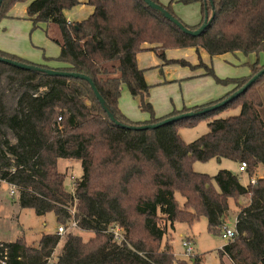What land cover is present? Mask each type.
Segmentation results:
<instances>
[{"label": "trees", "instance_id": "1", "mask_svg": "<svg viewBox=\"0 0 264 264\" xmlns=\"http://www.w3.org/2000/svg\"><path fill=\"white\" fill-rule=\"evenodd\" d=\"M18 1L23 0H2L0 17ZM152 1L191 30L202 24L205 12L212 18L199 34L190 35L143 0H86L92 12L80 21H68L64 14L79 5L78 0H29L26 17L33 27L43 22L58 28L59 37L53 39L59 50L56 69L88 76L121 124L108 117L86 80L0 61V182L14 187L21 208H31L37 215L52 212L58 225L69 227L74 220L80 231L94 233L84 240L68 231L63 237L46 232L34 245L23 236L0 240V264H50L47 258L59 241L60 253L51 264H201L190 244L187 259L174 255L170 231L175 222L191 225L204 218L208 231L220 235L229 199L238 208L235 234L217 249L220 264H225L223 258L231 264H264V176L250 182L258 166H264V101L258 91L264 74L212 110L155 128L127 127L211 106L264 67V0ZM173 2L198 3L200 20L185 23L174 13ZM169 47H194L210 56L254 54L256 60L247 76L216 78L218 83L233 84L217 100L157 117L136 55L151 50L167 62L164 52ZM0 56L49 67L1 50ZM204 74L214 76L208 67ZM123 85L148 120L133 122L120 111ZM228 107L239 111L220 117ZM202 119L208 131L182 141L178 129ZM210 158L244 161L249 182L243 184L227 169L208 175L192 168L194 161ZM58 159L80 162L81 174L71 190L64 187L66 173L57 168ZM243 199L245 204L240 203ZM114 226L121 229L120 241L108 232Z\"/></svg>", "mask_w": 264, "mask_h": 264}, {"label": "rangeland", "instance_id": "2", "mask_svg": "<svg viewBox=\"0 0 264 264\" xmlns=\"http://www.w3.org/2000/svg\"><path fill=\"white\" fill-rule=\"evenodd\" d=\"M159 1L162 4L169 2V0ZM28 2L29 0H23L14 3L6 16L0 17V38H2L0 44L3 48L0 50L31 63L47 62L49 66H57L59 64L54 58L59 53L58 46L46 35L50 26H52L50 28L52 34L57 32V28L54 24L43 22L33 27L32 22L26 17ZM172 6L174 13L187 24H195L201 18L198 3L173 2ZM90 8L88 4L81 3L71 9L64 10V14L70 21H80L91 13ZM137 55V66L144 70L145 80L150 85L148 99L157 117L175 108L196 106L203 102L217 100L222 94L229 92L233 84L218 83L216 78L236 79L247 76L252 72L251 61L256 58L254 54L244 56L240 52L210 56L204 50L196 51L194 47L166 48L165 59L167 62L157 58L151 50L139 52ZM46 58L53 59L46 60ZM180 60L188 62V65H180L178 62ZM200 63L202 66H197ZM205 67L212 69L214 76L204 74ZM258 91L264 101V81L259 84ZM118 108L133 122L149 118L146 112L138 108L136 98L130 95L124 85L118 100ZM164 108H168V110L162 111ZM238 111L239 107H228L219 113V116L237 114ZM207 131V122L202 119L192 127L179 128L178 135L182 141L190 142ZM238 165V162L231 159L210 158L206 161H194L192 168L208 175H214L219 169H227L237 173L240 181L246 184L249 182V176L245 170L239 171ZM57 168L66 173L64 187L71 190L73 181L81 174L80 162L75 159H58ZM260 176H264V166H258L251 177L255 179ZM11 189L12 187L7 183L0 182L1 241H12L23 236L29 245H34L41 234L56 232L58 224L52 212L37 215L31 208H21L16 201V193L12 194ZM240 203L245 204L246 200L243 199ZM228 206V212L223 217V224L233 227L238 208L232 199L228 200ZM67 231L80 235L84 240L94 235L91 231H80L77 227H67ZM169 239L174 255L180 259L188 258L185 247L182 245L183 240L187 239L192 247V252L200 256L201 264H220L217 249L221 247L224 239L219 234L208 231L204 218L194 221L191 225L175 222ZM61 246L62 242L59 241L47 258L48 263L56 261Z\"/></svg>", "mask_w": 264, "mask_h": 264}, {"label": "water", "instance_id": "3", "mask_svg": "<svg viewBox=\"0 0 264 264\" xmlns=\"http://www.w3.org/2000/svg\"><path fill=\"white\" fill-rule=\"evenodd\" d=\"M2 0H0L1 3ZM150 8L155 9L157 11H159L165 18L169 19L171 22H173L182 32L186 33V34H190V35H197L199 34L203 28H205L207 26V24L209 23V21L212 18V15L210 17H208L207 12H205L204 15V20L202 22V24L194 29L191 30L187 27H185L182 22H180L179 20H177L172 14H170L167 10H165L160 4L152 1V0H143ZM211 2V0H209ZM0 61L6 62V63H11L15 66H18L20 68H24V69H28V70H35V71H40V72H44L47 75H52V76H72V77H76V78H81L86 80L96 99L98 100L100 106L102 107V109L106 112V114L108 115V117L114 121L117 124H121L118 120H116V118L114 117L113 113L110 112V110L108 109V107L106 106L103 97L100 95V93L98 92L97 88L95 87L94 83L92 82V80L83 74H80L78 72H69V71H63V70H59L53 67H40L38 65H34V64H28V63H23V62H18V61H14L11 60L9 58L6 57H2L0 56ZM262 74H264V67H262L257 73H255L254 75H252L248 81L240 88H238L237 90L233 91L232 93H230L227 97H225L224 99H222L221 101L208 106V107H204L198 110H194V111H189V112H184L181 114H178L176 116H172V117H168L165 118L159 122L156 123H147V124H140V125H127L128 128L130 129H146V128H155L161 124H164L166 122H171L174 120H178L179 118L182 117H186V116H190V115H195V114H199V113H203L209 110H212L214 108H217L227 102H229L230 100H232L233 98H235L236 96H238L239 94H241L242 92L245 91V89L250 86L252 84V82H254L259 76H261Z\"/></svg>", "mask_w": 264, "mask_h": 264}, {"label": "built area", "instance_id": "4", "mask_svg": "<svg viewBox=\"0 0 264 264\" xmlns=\"http://www.w3.org/2000/svg\"><path fill=\"white\" fill-rule=\"evenodd\" d=\"M246 167V163L244 161H241L238 165V170L239 171H244ZM254 178H250V182H254ZM15 191L14 187H12L11 189V193L13 194ZM76 227V222L74 220H71L69 223V228H75ZM67 231V227L63 226V225H58L56 227V233L58 235H63L65 232ZM108 232L112 233L113 237L115 239H117L118 241L121 240V229L117 226H114L113 228L109 229ZM235 234V230L234 227H228L225 224H223L222 228H221V233L220 236L222 239H224V241L229 240L230 238L233 237V235ZM183 246H185V250L186 252H190L191 251V247L189 246V242L187 241H183L182 242Z\"/></svg>", "mask_w": 264, "mask_h": 264}, {"label": "crops", "instance_id": "5", "mask_svg": "<svg viewBox=\"0 0 264 264\" xmlns=\"http://www.w3.org/2000/svg\"><path fill=\"white\" fill-rule=\"evenodd\" d=\"M78 1H80V4L81 3H85V4H87L86 3V0H78ZM90 6V5H89ZM91 7V6H90ZM90 10H91V12H92V7L90 8ZM67 18V17H66ZM67 20L68 21H70V19H68L67 18ZM54 27V26H53ZM50 28H52V26H50ZM50 28H49V31H46V35L48 36V38H50L51 40H53L54 38H58L59 37V31H58V28H57V32H55V34L53 33L52 34V32L50 31ZM55 28V27H54ZM1 37V36H0ZM54 41V40H53ZM2 42V38H0V43ZM55 42V41H54ZM58 46V45H57ZM0 49H3L2 48V46H1V44H0ZM145 51H147V50H145ZM142 52V51H141ZM165 53V52H164ZM242 54V53H241ZM243 55V54H242ZM249 55H252V54H249ZM138 55H136V57H137ZM253 61H251V63L252 62H254L255 60H256V58H253L252 59ZM43 64H46L47 66H49L48 64H47V62H44ZM59 64V63H58ZM49 67H53V68H56V67H58V65L57 66H49ZM139 67V66H138ZM198 75H203V74H198ZM144 78H146V77H144ZM232 89V88H231ZM229 91H231V90H229ZM228 93V92H227ZM227 93H225V94H227ZM225 94H222L221 96H223V95H225ZM220 96V97H221ZM204 103V102H203ZM200 105V104H199ZM187 107H190V106H187ZM166 110H168V108H164L162 111H166ZM171 111V110H170ZM169 111V112H170ZM169 112H167V113H169ZM167 113H165V114H167ZM146 119H142V120H139L140 122H142V121H145ZM138 121V122H139ZM261 177V176H260ZM234 227V226H233ZM224 259V262H225V264H231V262L227 259V258H223Z\"/></svg>", "mask_w": 264, "mask_h": 264}]
</instances>
